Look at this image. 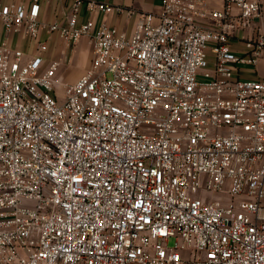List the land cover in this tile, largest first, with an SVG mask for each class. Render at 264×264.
<instances>
[{"label":"built area","instance_id":"2783aa9c","mask_svg":"<svg viewBox=\"0 0 264 264\" xmlns=\"http://www.w3.org/2000/svg\"><path fill=\"white\" fill-rule=\"evenodd\" d=\"M81 6L138 18L126 34ZM40 14L0 0V264H264V78L238 77L264 58V32L242 36L263 2ZM42 31L90 43L62 96Z\"/></svg>","mask_w":264,"mask_h":264},{"label":"crops","instance_id":"0c3cea01","mask_svg":"<svg viewBox=\"0 0 264 264\" xmlns=\"http://www.w3.org/2000/svg\"><path fill=\"white\" fill-rule=\"evenodd\" d=\"M6 1V0H2ZM113 6H122L124 8H132L137 12L140 11H157L159 9L160 0H97ZM263 2V14L260 18L253 21L250 28L242 32L243 37H249L257 30L264 32V0ZM73 4V0H41V18L45 23H52L55 21H63L65 15L70 10ZM219 6V3L213 4ZM92 17L95 25L107 24L115 26L119 31L129 34L137 21V14H133L127 17L124 14H118L116 12H94L92 15L84 7H80L78 14V21L83 22L88 18ZM4 35V31L0 25V39ZM42 36H47L46 31H42ZM49 36V37H48ZM48 51L47 55L50 57V51L55 56L56 45L59 44L60 40L56 33L48 34ZM19 42L18 38L15 43L23 49H27L28 40L24 36L20 35ZM59 41V42H58ZM53 42V44H51ZM86 46H89L87 49ZM63 47V46H62ZM61 47V53H66L65 47ZM231 47L234 50H242L243 42L238 39L231 40ZM74 50L75 59L68 65L66 74L67 83L75 81L78 76L88 67L90 63L89 54L91 56L90 43L86 37H82L76 44ZM91 58V57H90ZM238 77L240 78H264V58H261L256 66H240L238 67Z\"/></svg>","mask_w":264,"mask_h":264},{"label":"rangeland","instance_id":"374dc122","mask_svg":"<svg viewBox=\"0 0 264 264\" xmlns=\"http://www.w3.org/2000/svg\"><path fill=\"white\" fill-rule=\"evenodd\" d=\"M59 40H60V42L58 41L59 44H57L55 46L56 47L55 56L50 51L49 52L50 53L49 58H55L59 62V65H58V68L56 71V76H55V86H56L58 94L60 96H62L64 89H65V84H67V80L65 77L67 74L68 65L70 63H72V61L75 59V56H74L75 54H74V50L71 51V49H69V47L63 42V40H61L60 38H59ZM18 42H19V37H18ZM51 44H53V42ZM62 46L65 47L66 53H61L60 50H61ZM27 48H28L27 52H30L31 51V45L28 46ZM86 48L88 49L89 46H86ZM45 56L48 57L47 53L45 54ZM90 57L91 56L89 54V59H90ZM168 244L173 245V239L172 238L169 239Z\"/></svg>","mask_w":264,"mask_h":264}]
</instances>
